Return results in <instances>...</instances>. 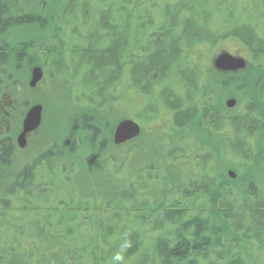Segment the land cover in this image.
<instances>
[{
    "label": "trees",
    "instance_id": "trees-1",
    "mask_svg": "<svg viewBox=\"0 0 264 264\" xmlns=\"http://www.w3.org/2000/svg\"><path fill=\"white\" fill-rule=\"evenodd\" d=\"M45 2L0 0V85L11 64L61 58L78 101L97 111L82 118L76 141L52 144L18 171L12 143L0 142V264H97L95 243L102 264H120L118 254L123 264H259L236 244L264 246V0H62L61 49L55 39L11 46L18 28L47 13ZM228 39L246 48L250 66L203 70L204 49ZM132 90L145 98L140 124L156 123L163 106L173 122L165 137L142 127L116 147L123 118L107 113ZM227 97L244 105L227 109Z\"/></svg>",
    "mask_w": 264,
    "mask_h": 264
},
{
    "label": "rangeland",
    "instance_id": "rangeland-1",
    "mask_svg": "<svg viewBox=\"0 0 264 264\" xmlns=\"http://www.w3.org/2000/svg\"><path fill=\"white\" fill-rule=\"evenodd\" d=\"M44 1H46L45 5H47V13L45 14L43 12L38 16L39 19L43 18L42 25L39 23L38 18H35L36 23L33 25L18 28L13 33V38H11L12 40L9 41L11 46H16L18 41L21 40L27 41V44H32L34 42L41 41L48 43L51 42L49 39H55L53 42L54 45L59 44V49H61L63 41L69 40L67 35L69 33L66 28H60L57 23L62 0ZM244 1L252 3L251 0ZM28 10L31 11V8ZM56 18L58 19L56 20ZM222 53H229L233 56L244 58L248 62V66L251 64V58L246 48L239 41L228 39L220 42L215 49H204V53L201 57V66L203 70L210 67L213 68L214 59ZM35 56V58L30 59L31 64L34 62L36 64L35 66H30V64H27V61L22 64L20 63L21 65L19 64V66L15 63L11 64L8 68V80L1 84L2 86L0 85V141L9 140L10 143H12L14 147L12 152L13 166L17 171L25 164L38 158L39 154L41 155L42 152L47 151L49 146H52V144H58L59 148L66 147L72 143L73 136H75L74 140L76 141V139H78L77 137L81 136L80 124L82 122V118L85 115L92 116L93 113L97 111L95 108H92L91 111L87 110L82 104L84 102L78 101L77 98H79V93L76 90L78 86L74 84L72 75L70 73L68 74V72L64 70L66 67L64 65H60L61 58L50 61L46 60L44 56L42 58L37 54H35ZM58 62L59 66L55 64ZM36 67L42 68L44 79L38 88L32 89L29 87V83L31 80V72ZM175 90L181 95H184L182 86L175 85ZM117 94H121L120 90ZM117 99L118 104L116 113L115 111L113 114L112 112L107 113L108 116H111L110 122L115 123L114 121L117 118H123L133 119L140 124V119L137 116L143 112L145 98L132 90V92L125 95L123 99ZM228 99L236 100L237 105L235 109L241 108L244 105L243 101H239L233 97H227L223 100L224 106ZM35 105L43 106L41 126L32 136L28 138L25 150H21L17 146V138L20 135L22 122L27 112ZM160 111L161 116L156 123L151 125L140 124L144 127L146 132L150 133L148 137H152V133L158 131H161L160 135L165 137L164 134L167 131H170L168 126L171 127V123L173 122L171 120L173 119V116L164 106L161 107ZM103 135L104 138L107 137V135ZM114 152L117 153V155H123V152L119 149H115ZM120 166L121 165L118 164V167H115L120 174L125 172L128 173L129 170H126L125 166ZM229 171H232L235 176H237V170L232 169ZM129 174L131 176L128 177L127 174V178H125L127 179L125 180L126 183L131 184L132 181L136 182L135 176H132V171H130ZM257 178L259 180H263L264 182V178H261L260 176H257ZM119 179L123 180L122 178ZM97 210L99 211L100 208ZM87 216H89V214L83 215L82 219H86ZM147 218L149 219L146 220V222H151L150 217L147 216ZM165 234H167V232H165ZM143 243L147 245V239ZM99 244L100 243H95L97 255L96 253H94V255L98 257V260L96 261L97 264H102L105 254L103 246ZM254 245V248H252L249 244H247V241L244 242V240L241 239L238 241V244H236L239 255L241 257H246L247 262L256 260L257 262L259 261V264H264V246L257 248V244L255 242ZM212 257H215V255L213 254ZM85 262L89 264L90 259L88 256L87 259L85 258ZM209 262H213L212 258H210ZM119 263L123 264L125 261L121 259ZM50 264L52 263L50 262Z\"/></svg>",
    "mask_w": 264,
    "mask_h": 264
},
{
    "label": "water",
    "instance_id": "water-1",
    "mask_svg": "<svg viewBox=\"0 0 264 264\" xmlns=\"http://www.w3.org/2000/svg\"><path fill=\"white\" fill-rule=\"evenodd\" d=\"M248 66V62L241 57L233 56L229 53L218 55L213 61V68L216 71L223 73H236L244 71ZM43 79V70L36 67L31 72L30 88H35ZM237 105L236 100L228 99L225 102L227 109H234ZM43 106L35 105L26 114L22 122V131L17 138V145L20 149H25L27 146V137L36 132L42 122ZM142 133L141 126L132 119H125L119 122L113 132L112 141L114 146H122L136 138ZM227 176L235 179L236 176L232 171L227 172Z\"/></svg>",
    "mask_w": 264,
    "mask_h": 264
},
{
    "label": "flooded vegetation",
    "instance_id": "flooded-vegetation-1",
    "mask_svg": "<svg viewBox=\"0 0 264 264\" xmlns=\"http://www.w3.org/2000/svg\"><path fill=\"white\" fill-rule=\"evenodd\" d=\"M43 81V80H42ZM41 81V82H42ZM41 82L36 86V88H38V86L41 84ZM36 88H34V89H36ZM22 131V130H21ZM21 133V132H20ZM34 133H32V134H30L28 137H27V143H28V138L30 137V136H32ZM3 141V140H2ZM1 142V141H0ZM23 150H25V149H23Z\"/></svg>",
    "mask_w": 264,
    "mask_h": 264
},
{
    "label": "clouds",
    "instance_id": "clouds-1",
    "mask_svg": "<svg viewBox=\"0 0 264 264\" xmlns=\"http://www.w3.org/2000/svg\"><path fill=\"white\" fill-rule=\"evenodd\" d=\"M115 260H121L122 259V257L118 254V255H116L115 256V258H114Z\"/></svg>",
    "mask_w": 264,
    "mask_h": 264
}]
</instances>
